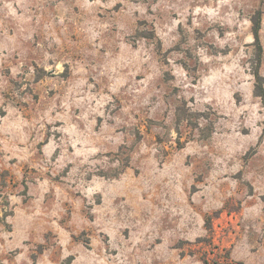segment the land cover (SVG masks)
I'll return each mask as SVG.
<instances>
[{
    "label": "rangeland",
    "instance_id": "374dc122",
    "mask_svg": "<svg viewBox=\"0 0 264 264\" xmlns=\"http://www.w3.org/2000/svg\"><path fill=\"white\" fill-rule=\"evenodd\" d=\"M0 264H264V0H0Z\"/></svg>",
    "mask_w": 264,
    "mask_h": 264
},
{
    "label": "trees",
    "instance_id": "16d2710c",
    "mask_svg": "<svg viewBox=\"0 0 264 264\" xmlns=\"http://www.w3.org/2000/svg\"><path fill=\"white\" fill-rule=\"evenodd\" d=\"M254 34H255V37H256V40L259 42L260 38H259V30H260V21L259 19H256L254 21Z\"/></svg>",
    "mask_w": 264,
    "mask_h": 264
}]
</instances>
